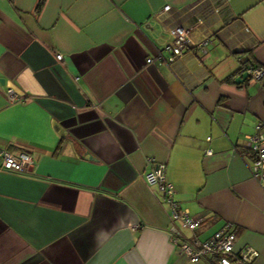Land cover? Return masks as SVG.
<instances>
[{"label":"crops","instance_id":"obj_1","mask_svg":"<svg viewBox=\"0 0 264 264\" xmlns=\"http://www.w3.org/2000/svg\"><path fill=\"white\" fill-rule=\"evenodd\" d=\"M177 25L194 44L162 62ZM246 64L264 65V0H0V146L35 158L0 169V264H213L176 244L150 157L202 219L188 237L233 222L264 264V76L238 80Z\"/></svg>","mask_w":264,"mask_h":264},{"label":"built area","instance_id":"obj_2","mask_svg":"<svg viewBox=\"0 0 264 264\" xmlns=\"http://www.w3.org/2000/svg\"><path fill=\"white\" fill-rule=\"evenodd\" d=\"M172 40L168 43V56L159 53L157 59L165 63H173L186 49L194 44L189 35V29L182 25L171 28ZM209 38H205L197 46L206 49ZM62 59V53L57 54ZM156 57H148V62H154ZM249 72V80H260L264 76V65L247 64L244 68ZM11 102L23 101L22 97L14 87L7 89ZM264 119L257 124V131L248 135L251 151V173L252 177L260 182L264 188V132L262 130ZM212 149L207 154H212ZM150 169L146 172L145 178L150 185H156L162 193L164 201L169 205L170 215L173 219V231L175 242L185 252L191 261H199L202 258H212L214 264H254L259 251L250 245L237 246V232L233 222H226L225 225L214 232L207 239L188 237L182 229H196L202 219L193 217L188 210L182 209L177 198L175 183L167 176V165L165 162L157 161L155 157L149 158ZM35 158L29 151L14 152L6 147L0 146V169L14 172H29L34 167ZM180 224H178V223ZM182 228V229H181Z\"/></svg>","mask_w":264,"mask_h":264},{"label":"trees","instance_id":"obj_3","mask_svg":"<svg viewBox=\"0 0 264 264\" xmlns=\"http://www.w3.org/2000/svg\"><path fill=\"white\" fill-rule=\"evenodd\" d=\"M42 6H43V2L40 1V2L38 3V5H37V10L39 11V10L42 8ZM188 48H189V47H188ZM188 48H187V49H188ZM187 49H186V50H187ZM246 65H247V64H246ZM246 65H245V66H246ZM252 65H253V64H252ZM245 66H244V68H245ZM24 150L30 152V149H29L28 147H24L22 151H24ZM201 222H202V221H201ZM213 262H214V261H213ZM213 264H214V263H213Z\"/></svg>","mask_w":264,"mask_h":264},{"label":"water","instance_id":"obj_4","mask_svg":"<svg viewBox=\"0 0 264 264\" xmlns=\"http://www.w3.org/2000/svg\"><path fill=\"white\" fill-rule=\"evenodd\" d=\"M249 77H250L249 72H248V71H245V72L243 73V75L241 76V78L238 79V80H245V79H247V78H249Z\"/></svg>","mask_w":264,"mask_h":264}]
</instances>
